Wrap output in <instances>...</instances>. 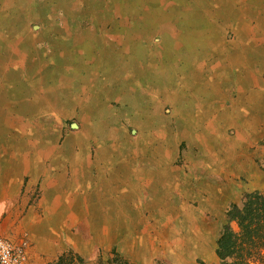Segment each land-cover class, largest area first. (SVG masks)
Segmentation results:
<instances>
[{"label":"rangeland","instance_id":"374dc122","mask_svg":"<svg viewBox=\"0 0 264 264\" xmlns=\"http://www.w3.org/2000/svg\"><path fill=\"white\" fill-rule=\"evenodd\" d=\"M253 191L264 0H0V226L26 264H219Z\"/></svg>","mask_w":264,"mask_h":264},{"label":"trees","instance_id":"16d2710c","mask_svg":"<svg viewBox=\"0 0 264 264\" xmlns=\"http://www.w3.org/2000/svg\"><path fill=\"white\" fill-rule=\"evenodd\" d=\"M113 253L109 264H137L116 250ZM217 255L219 264H264V191L249 192L242 204L229 208L217 240Z\"/></svg>","mask_w":264,"mask_h":264},{"label":"built area","instance_id":"2783aa9c","mask_svg":"<svg viewBox=\"0 0 264 264\" xmlns=\"http://www.w3.org/2000/svg\"><path fill=\"white\" fill-rule=\"evenodd\" d=\"M26 242L15 243L5 236L0 226V264H26Z\"/></svg>","mask_w":264,"mask_h":264},{"label":"bare ground","instance_id":"6f19581e","mask_svg":"<svg viewBox=\"0 0 264 264\" xmlns=\"http://www.w3.org/2000/svg\"><path fill=\"white\" fill-rule=\"evenodd\" d=\"M185 12H187V11H185ZM189 12V11H188ZM207 13H208V11H207ZM165 14V13H164ZM167 14L170 16V12H167ZM168 15H164L165 16V20H166V18L168 17ZM189 15V14H188ZM172 16H173V14H172ZM175 16V15H174ZM203 16V15H202ZM154 17H157V15H155ZM244 17H246V16H244ZM151 18V17H150ZM149 18V19H150ZM161 18V17H160ZM8 21V20H7ZM151 21V20H150ZM4 22V21H3ZM204 22V21H203ZM167 23H168V21H167ZM173 24V23H172ZM246 24V23H245ZM181 28V27H180ZM191 32V31H190ZM199 32V31H198ZM202 32V31H201ZM192 33V32H191ZM194 33V32H193ZM203 34V33H202ZM194 35V34H193ZM197 35H199V34H197ZM196 35V36H197ZM210 35V34H209ZM178 36V35H177ZM187 36V35H186ZM174 37V36H173ZM190 38H192V37H188V40H190ZM199 38V37H198ZM170 39V38H169ZM197 39V38H196ZM172 43H173V41H171ZM170 42V44H172ZM169 44V45H170ZM132 45V44H131ZM205 45H207L208 47H209V40H207L206 42H205ZM175 46V45H174ZM168 49V48H167ZM173 50H175V49H173ZM188 50H189V48H188ZM176 53V52H175ZM93 54V53H92ZM81 68V67H80ZM157 73V72H156ZM186 73H188V71H187V69L184 71V74L186 75ZM179 75V74H178ZM188 75V74H187ZM184 76V75H183ZM160 77V76H159ZM100 80V79H99ZM84 84V83H83ZM220 87V86H219ZM201 88V87H200ZM147 90H148V88L146 89V88H144L143 90H142V92L144 93V94H147ZM150 90L151 91H153L152 90V88H150ZM151 91H149V93H151ZM183 91V90H182ZM146 92V93H145ZM219 92V91H218ZM41 93V92H40ZM148 93V94H149ZM184 93V92H183ZM216 94V93H215ZM174 95V94H173ZM149 96V95H148ZM43 98V97H42ZM149 98V97H148ZM210 99V98H209ZM198 102V101H197ZM194 103V102H193ZM145 108V107H144ZM100 110V109H99ZM151 111V110H150ZM156 112V111H155ZM86 116V115H85ZM108 125V124H107ZM102 127H103V125H102ZM97 128V127H96ZM99 128V127H98ZM99 129H97V131H98ZM105 133V132H104ZM202 139V138H201ZM48 146H51V145H48ZM36 148H37V145H36ZM39 154H40V152H39Z\"/></svg>","mask_w":264,"mask_h":264},{"label":"water","instance_id":"95a60500","mask_svg":"<svg viewBox=\"0 0 264 264\" xmlns=\"http://www.w3.org/2000/svg\"><path fill=\"white\" fill-rule=\"evenodd\" d=\"M73 127H78V124L74 123V124H73Z\"/></svg>","mask_w":264,"mask_h":264}]
</instances>
